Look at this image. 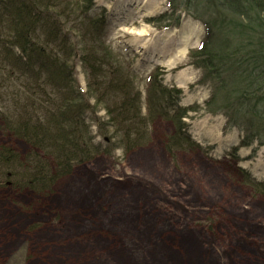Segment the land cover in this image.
Masks as SVG:
<instances>
[{
  "label": "rangeland",
  "instance_id": "1",
  "mask_svg": "<svg viewBox=\"0 0 264 264\" xmlns=\"http://www.w3.org/2000/svg\"><path fill=\"white\" fill-rule=\"evenodd\" d=\"M96 1L108 16V43L133 65L142 90L159 66L166 84L183 89L184 105H204L211 90L189 56L204 36L201 21L184 12L179 27L149 22L167 0H149L152 12L129 0ZM182 46L186 54L171 60ZM77 72L86 88L79 63ZM187 122L204 152L168 154L172 125L162 120L148 145L78 166L50 195L0 188V264H264V196L237 170L264 180V145L241 147L234 160L229 151L244 133L224 115L200 110ZM5 142L26 149L0 131Z\"/></svg>",
  "mask_w": 264,
  "mask_h": 264
},
{
  "label": "trees",
  "instance_id": "2",
  "mask_svg": "<svg viewBox=\"0 0 264 264\" xmlns=\"http://www.w3.org/2000/svg\"><path fill=\"white\" fill-rule=\"evenodd\" d=\"M167 1L149 22L179 27L186 12L204 25L189 51L202 70L198 83L211 90L204 105H184L183 89L166 84L159 66L142 90L133 65L108 43V16L96 0H0V131L26 146L0 143V188L50 195L78 166L148 145L162 120L172 125L168 154L204 152L187 122L200 110L244 133L232 159L241 147L264 145V0ZM237 170L264 196V180Z\"/></svg>",
  "mask_w": 264,
  "mask_h": 264
},
{
  "label": "bare ground",
  "instance_id": "3",
  "mask_svg": "<svg viewBox=\"0 0 264 264\" xmlns=\"http://www.w3.org/2000/svg\"><path fill=\"white\" fill-rule=\"evenodd\" d=\"M128 5L132 6L133 10H136L137 12H143V11H147V12H152L153 8L151 6V3L149 2V0H129L128 1ZM165 45L164 42L160 44L159 48V52L157 50V54L160 53L159 56H163L165 54ZM161 50V51H160ZM186 54V49L182 47H179V49L176 51V54H170V59L174 60L176 57H181L184 56ZM183 72L180 71L179 75H182Z\"/></svg>",
  "mask_w": 264,
  "mask_h": 264
}]
</instances>
